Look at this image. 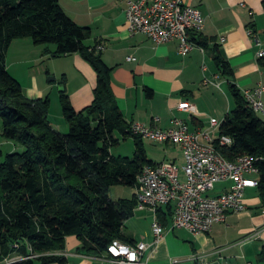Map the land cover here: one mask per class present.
Instances as JSON below:
<instances>
[{
	"label": "trees",
	"instance_id": "obj_1",
	"mask_svg": "<svg viewBox=\"0 0 264 264\" xmlns=\"http://www.w3.org/2000/svg\"><path fill=\"white\" fill-rule=\"evenodd\" d=\"M264 9V0L262 2ZM90 30L76 24L58 0H0V117L2 136L22 146V151L3 155L0 162V264H65L66 237L80 241L78 251L101 256L113 239L134 240L126 234L125 221L134 215L135 195L110 197L114 186L134 187L142 167L155 162L147 157L143 140L129 128L111 89L112 68L101 51L84 41ZM29 37L35 45L56 46L54 56L79 53L96 71L97 84L91 104L77 111L68 94L59 93L62 114L69 131L55 129L49 118L50 98L30 99L21 83L6 68V53L16 38ZM191 39L202 48L207 40ZM214 61L220 74L229 79L235 107L220 122L218 135L230 136V146L216 149L227 159L241 155L253 158L258 167L256 190L264 203V120L253 111L233 80V70L214 46ZM264 64V57L261 59ZM148 93L151 91L148 89ZM132 137L133 155L113 156L115 134ZM157 210L166 226L171 205ZM264 262V246L261 252Z\"/></svg>",
	"mask_w": 264,
	"mask_h": 264
},
{
	"label": "crops",
	"instance_id": "obj_2",
	"mask_svg": "<svg viewBox=\"0 0 264 264\" xmlns=\"http://www.w3.org/2000/svg\"><path fill=\"white\" fill-rule=\"evenodd\" d=\"M183 2L199 8L205 19L203 30L191 33V37L199 34L207 40L205 47L198 45L186 55L179 53L177 40L156 44L143 33L131 34L126 24L124 0H58L63 11L76 24L90 30L89 37L84 41L87 46L104 45L101 56L112 68L111 89L128 124L139 122L167 129L177 118L184 121L189 130H195L207 129L210 118L220 123L221 120L216 116H208L206 112L210 110L206 101L211 106H218L219 95L224 94L220 72L214 61L215 45H218L221 54L229 62L233 80L241 92L264 85L263 57L258 58V46L247 33L248 28H253L262 39L264 48L263 0ZM44 48L45 45H35L29 37H22L12 40L7 50L6 68L22 84L24 94L30 99L55 96L57 103L58 93L63 91L57 92L55 88L59 86L58 81H62L64 92L68 94L75 110L79 111L91 104L97 84V74L93 67L79 53L54 56V44L48 46L47 52H44ZM44 73L52 75L54 80L49 79L48 82L54 83L46 84L42 78ZM228 81L227 78V85ZM209 85L215 87L214 91L208 88ZM262 100L264 102V92ZM182 101L194 104L198 113L178 109ZM215 108L216 112H220L219 108ZM230 110L227 109L225 113ZM115 137L119 139L118 144L130 140V137L121 134H115ZM149 142L148 148L144 143L149 159L155 163L173 161L182 166L184 160L179 146ZM7 146V151L0 150L1 156L18 149V145L10 140ZM110 152L113 156L130 157L121 152L115 153L113 147ZM155 154H159L158 160L152 158L151 155ZM217 185L220 186H216L215 194L222 192L229 183ZM252 189L256 188L245 191L244 211L229 213L225 223L214 224L208 233L194 235L185 229L193 238L190 240L186 235L176 234L173 231L175 229H168L172 221L171 206L169 222L164 226L168 231L156 247L151 264L263 263L264 208H260L259 199L252 195ZM135 191L136 186L132 188L131 196L118 198H130L135 195ZM166 206L162 208L167 210ZM140 211L144 212L141 217L152 223L153 213L150 210L134 209V215ZM124 224L128 229L126 234L134 240L133 243L152 242L151 228L138 238L136 233L139 225L136 222L130 224V218ZM79 244L76 236L66 237L65 264H92L90 256L75 252Z\"/></svg>",
	"mask_w": 264,
	"mask_h": 264
},
{
	"label": "built area",
	"instance_id": "obj_3",
	"mask_svg": "<svg viewBox=\"0 0 264 264\" xmlns=\"http://www.w3.org/2000/svg\"><path fill=\"white\" fill-rule=\"evenodd\" d=\"M124 1L126 24L131 34L143 33L156 44L177 40L182 55L198 46L191 39V33H198L204 27L205 19L199 8L187 5L183 0ZM247 33L258 46V58L264 57L262 39L253 28H248ZM95 47L97 51L104 49L103 44ZM263 92L264 85H258L241 93L253 111L264 120ZM177 108L198 113L196 106L186 101L180 102ZM219 125L214 118L209 119L207 129L195 130H189L187 124L177 118L167 129L139 122L130 124L126 130L130 135L154 143L179 146L184 162L182 166L173 161L146 164L137 176L135 210H150L153 213L152 242L120 243L119 239H113L107 246L106 254L93 258L100 264H151V257L164 240L166 230L157 217V210L168 204L173 206L169 229H186L194 235L208 233L214 224L225 223L229 213H240L246 209L245 191L257 188L256 162L262 158L249 155L246 161L218 163L221 153L214 142L218 140L220 146L233 143L230 136L218 135ZM219 183H229V186L215 194L213 192ZM57 253L67 256L64 251ZM17 260H20L19 256L6 259L2 264Z\"/></svg>",
	"mask_w": 264,
	"mask_h": 264
},
{
	"label": "rangeland",
	"instance_id": "obj_4",
	"mask_svg": "<svg viewBox=\"0 0 264 264\" xmlns=\"http://www.w3.org/2000/svg\"><path fill=\"white\" fill-rule=\"evenodd\" d=\"M210 56H211V54H210ZM51 76L52 75H47L46 73L43 74L42 78H43V80L45 81L46 84L54 83L53 81L48 82V80L50 79ZM219 76H220V80L222 81V89L224 91V94L223 95H219L218 99H219V104L220 105H218V106H216V105L215 106H211L210 103H208L206 101L207 105L210 107V110L207 109L206 112H207L208 116L214 115L219 120L222 121L224 116H225V114H226L225 112H227V109L234 108L235 107V103H234L232 95L230 94V92L228 90L227 78H225L221 74ZM28 78H30V76H28ZM21 80H23V77H22ZM208 88L212 89V91H214L213 89H215V87L212 86V85H209ZM55 89H57L56 91L58 92L59 91V86L56 85ZM216 89L219 92L218 88H216ZM47 96H49V95H47ZM54 97L51 98L49 96V98H50V109H49V113H48V118H49L52 126L55 129L59 130L62 133H67L69 131V125H68L65 117L62 114V110H61V106H60V102H59V97H58L57 103L55 102ZM215 107L219 108L220 112H216L217 110H216ZM221 112H223V113H221ZM1 131H2V119L0 117V150L1 151L3 150V152H5V150L7 151V147H9V146H7L8 140L5 139L2 136ZM117 135H120V134L116 133V136ZM144 143H145L146 148H148L149 147L148 145H150V142L145 140ZM134 146L135 145H134V142H133V138L130 136V140H128L127 143L122 141L121 144L113 146V151L115 153L121 152V154L132 156L133 152H134V148H135ZM22 148H23L22 146L18 145L17 151L18 152L22 151ZM6 153H10V152H6ZM151 156H152V158H154L156 160H158L160 158L159 154H155V155H151ZM2 161H3V156L0 155V162H2ZM218 186H220V185H217V187ZM132 188L133 187H128V186H114L110 190V197L113 198V199H116L118 197L131 196L132 195ZM252 190H253L252 191V195L259 199V206H261L260 208H264V203L262 202V199L259 196L258 191L256 189H252ZM143 213L144 212L140 211V212H137L134 216L130 217V224L133 223V222L134 223L136 222L139 225L138 232L136 233V236H138V238L141 237V235H143L145 233V231H148L150 228L152 229L151 223H149L148 220H146L143 217H141L143 215ZM125 230L127 231L128 229L126 228ZM167 231L168 230H165V233ZM173 231L176 234L186 235L187 236L186 238H188V240L193 239L192 236L189 233L185 232V229L184 230L175 229ZM74 250H75V252L78 251L77 248H75ZM78 254L79 255H85L84 253H81L79 251H78ZM93 257H95V256H90V258H91L90 260H91L92 264H100V261L95 259V258H93ZM78 260H80V259H78ZM71 262H73V259H71ZM36 264H40V261H36Z\"/></svg>",
	"mask_w": 264,
	"mask_h": 264
},
{
	"label": "bare ground",
	"instance_id": "obj_5",
	"mask_svg": "<svg viewBox=\"0 0 264 264\" xmlns=\"http://www.w3.org/2000/svg\"><path fill=\"white\" fill-rule=\"evenodd\" d=\"M248 158H249V155H241V156L237 157L235 160H229V159L225 158L222 154H219L218 155V163L230 164L231 161H246ZM120 243H124V242L120 241ZM106 251H107V249H106ZM106 251L104 254H106ZM20 259H22V258L20 257ZM132 264H140V263H132Z\"/></svg>",
	"mask_w": 264,
	"mask_h": 264
},
{
	"label": "water",
	"instance_id": "obj_6",
	"mask_svg": "<svg viewBox=\"0 0 264 264\" xmlns=\"http://www.w3.org/2000/svg\"><path fill=\"white\" fill-rule=\"evenodd\" d=\"M50 80H54V77H50ZM61 82H62V81H58V84H59V90H60V91H64V87H63V85H62Z\"/></svg>",
	"mask_w": 264,
	"mask_h": 264
}]
</instances>
